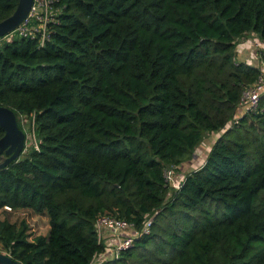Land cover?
<instances>
[{
    "label": "trees",
    "instance_id": "16d2710c",
    "mask_svg": "<svg viewBox=\"0 0 264 264\" xmlns=\"http://www.w3.org/2000/svg\"><path fill=\"white\" fill-rule=\"evenodd\" d=\"M17 4L0 0V22ZM251 34L257 67L237 60ZM261 66L264 0H52L43 33L0 40V106L35 140L0 170V211L48 218L32 239L0 219L1 253L94 264L109 217L149 232L98 264H264V94L237 118Z\"/></svg>",
    "mask_w": 264,
    "mask_h": 264
},
{
    "label": "built area",
    "instance_id": "2783aa9c",
    "mask_svg": "<svg viewBox=\"0 0 264 264\" xmlns=\"http://www.w3.org/2000/svg\"><path fill=\"white\" fill-rule=\"evenodd\" d=\"M52 0H33L32 7L27 18L23 23L12 33L6 35L2 39H7L14 33H18L19 36L23 37H33L35 33L44 32L45 24H47L50 14V5ZM1 40V39H0ZM254 45L261 48L260 42L251 41V46ZM262 74L260 75L258 81L253 85V87L247 88L242 93V97L239 102V109L237 118L248 111H254L257 108L259 98L264 94V66L260 67ZM173 170H168L165 173L166 182L172 187L177 188L180 184V178L177 179ZM6 210H9L5 208ZM96 229L98 234H102L104 231L110 232L112 235L117 236L119 242L112 251V258L119 255L121 250L130 248L134 239L139 235L147 234L149 232V222L145 223L141 231H135L133 226L128 224L123 220L112 219L109 217L99 218L96 222ZM101 230H103L101 232ZM128 231L126 235L124 232ZM119 233H122L121 235ZM101 238V236H100ZM101 254L100 256H102Z\"/></svg>",
    "mask_w": 264,
    "mask_h": 264
},
{
    "label": "water",
    "instance_id": "95a60500",
    "mask_svg": "<svg viewBox=\"0 0 264 264\" xmlns=\"http://www.w3.org/2000/svg\"><path fill=\"white\" fill-rule=\"evenodd\" d=\"M33 0H18L13 14L0 22V39L15 31L27 18ZM0 128L4 135L0 139V170L19 159L25 149L26 136L19 129L14 112L0 106ZM0 264H20L5 253H0Z\"/></svg>",
    "mask_w": 264,
    "mask_h": 264
},
{
    "label": "rangeland",
    "instance_id": "374dc122",
    "mask_svg": "<svg viewBox=\"0 0 264 264\" xmlns=\"http://www.w3.org/2000/svg\"><path fill=\"white\" fill-rule=\"evenodd\" d=\"M256 39L260 40L257 35H256ZM244 40H246V39H244ZM239 42L238 43L240 45L242 42L241 41H239ZM241 45H243V44H241ZM259 49L260 48L254 46V45H252V47H249V48H246L244 46L240 47L239 57L244 60L243 62L246 61V63H249L250 65L257 67V65H258L257 54L260 51ZM27 122H28L27 120H25L24 118H21V124L23 126V129H24V132L26 135L25 147L35 145V140H34V136H33V127L31 124L29 125ZM209 136L210 135H207L202 140L201 144L196 148L197 151H196V157L194 158V160L187 161L180 167L179 173L175 174V176H177L176 177L177 179H179L180 176L184 178L191 171L197 170L203 164L207 155L201 156L200 153L203 152L202 149H205L207 146H209L213 142V140L215 139V138H211V137L208 138ZM197 161H198V163H196ZM0 219H7L9 222L14 223L16 225H20L21 223H24L29 229L28 232L30 234V239H32L38 235L44 236L48 232L47 231V229H48V218L45 215H36L31 210L22 209V210L12 211V212L1 211L0 212ZM102 231L103 230H101V232ZM127 233H128V231L124 232L123 235H126ZM119 234L121 235L122 233H119ZM102 235L103 234L100 233V236H102ZM115 237L117 238V236H115ZM1 252H3V250H2L1 245H0V253Z\"/></svg>",
    "mask_w": 264,
    "mask_h": 264
},
{
    "label": "crops",
    "instance_id": "0c3cea01",
    "mask_svg": "<svg viewBox=\"0 0 264 264\" xmlns=\"http://www.w3.org/2000/svg\"><path fill=\"white\" fill-rule=\"evenodd\" d=\"M253 34H251V35H248V36H246V37H244V38H242V39H240V41L242 42L241 44H243V45H238V53H237V59H238V61H240V62H243L244 60L243 59H241L240 57H239V51H240V47H246V48H249V47H252L251 46V41H256V42H259V40L258 39H256V36H252ZM244 39H246V40H244ZM253 39V40H252ZM244 63V62H243ZM245 63H246V61H245ZM214 138V136L213 135H210L208 138ZM214 141V140H213ZM212 144H213V142L209 145V146H207L205 149H202V153H200V155L201 156H206L207 154H208V152H209V150H210V148H211V146H212ZM196 151H197V149H196ZM196 151L194 152V155H193V158H191V160L190 161H192V160H194V158L196 157ZM201 158V157H200ZM196 163H198V161L196 162ZM195 163V164H196ZM183 165V164H182ZM181 165V166H182ZM181 166H179V171H180V167ZM194 168V167H193ZM192 168V169H193ZM1 212V211H0ZM47 231H48V229H47ZM103 235L101 236V239H102V241L105 243V245H106V249H105V251H104V253H103V255L102 256H99V257H97V259L95 260V263L96 264H98V263H101V262H103L104 260L106 261V260H109V259H112V251H113V249H114V246H116L117 245V243L119 242V240L115 237V235H112L110 232H107V231H104L103 233H102ZM105 234V235H104ZM94 263V264H95Z\"/></svg>",
    "mask_w": 264,
    "mask_h": 264
}]
</instances>
